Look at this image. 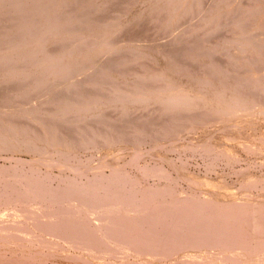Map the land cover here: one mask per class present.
<instances>
[{
	"label": "bare ground",
	"instance_id": "1",
	"mask_svg": "<svg viewBox=\"0 0 264 264\" xmlns=\"http://www.w3.org/2000/svg\"><path fill=\"white\" fill-rule=\"evenodd\" d=\"M95 1L0 0V152L40 153L0 168V264H49L28 253L38 248L56 256L65 249L72 258L85 253L97 262L91 264H122L109 260L121 253L137 258L125 264H264V204L235 210L230 201L215 217L209 214L213 205L175 196L176 179L142 191L143 176H167L162 166H141L143 149L128 161L138 176L126 172V160L110 165L108 153L98 162L70 165L83 148L137 144L144 127L149 139L209 124L229 132L253 128L255 117L244 108L264 96V0L209 6L205 0H165L148 8L154 13L148 19L160 22L156 31L169 28L165 43L149 33L150 26L142 39L130 38L142 21V15L135 25L126 19L131 0L114 9L115 0L103 8ZM103 105L111 109L98 111ZM133 105L149 111L131 117ZM160 115L165 120L159 122ZM197 146L190 155L215 151L209 143ZM206 157L207 171L221 157L233 160L223 147ZM248 180L246 187L256 186L264 177ZM7 213L22 219L8 223ZM216 244L228 253L215 256Z\"/></svg>",
	"mask_w": 264,
	"mask_h": 264
},
{
	"label": "rangeland",
	"instance_id": "2",
	"mask_svg": "<svg viewBox=\"0 0 264 264\" xmlns=\"http://www.w3.org/2000/svg\"><path fill=\"white\" fill-rule=\"evenodd\" d=\"M118 1L115 0L113 2V3L116 2L113 9L116 7L119 8V4H121L122 0L121 1L118 0ZM216 1H218V0H214V1L213 0H205L204 1L205 3L203 2L205 5L204 4L203 5L209 6L210 3L212 4ZM42 2H43V0H42ZM110 2H111V0H96L95 1L97 6H99L101 8H103L104 5H107ZM165 2H166L165 0H131L130 1L131 4L133 3V5L130 7V10L128 9L129 13L127 14L128 17L126 16V19L128 18L127 20H130L129 22L132 25L133 24L135 25V21H133L135 19V17H137L138 15H142V17H141L142 21H139L140 23L138 22L136 24V28L134 29L133 33L130 35V38L134 39L135 35H136V39H142L143 35L140 34L142 32V29L143 28L145 29V27L147 28L150 26L149 28L151 31H149V33L150 34L153 33V36H155L157 38L156 40H158L160 43H165V41L167 42V40H168L167 37H169V39H170V35L168 34V31H167L169 28L165 29L163 32H162V30L156 31L155 30L156 28L154 26L158 25V23L160 24V22L154 21V20L150 21L148 19V17H150L151 15L152 16L154 15V13L149 15L148 8L152 9L155 7H161L165 4ZM110 10H112V9H110ZM110 10L108 9V12H110ZM105 11H106V9H105ZM108 12L107 13L105 12L106 14H103V15H107ZM165 12L166 11H163V13H165ZM111 13H114V11H112ZM166 14H167V12H166ZM147 20H148V22H147ZM152 21L154 22V24ZM38 25H39V23H38ZM153 30H154V32H153ZM165 32H167V33H165ZM142 34H143V32H142ZM132 35H133V37H132ZM151 61L152 60H150L149 63L154 65V63ZM160 62L164 63L166 61L160 59ZM180 78L182 80H184L183 78H186V77L183 76ZM133 79L134 78H132V77L130 78V80L128 79L127 80L128 83L133 82ZM43 91L45 93V90L43 89L42 91H40L39 94L40 95L43 94L42 93ZM57 93H58L57 94L58 96H61L60 90ZM262 97H264V96H262ZM262 97H261V101L263 103L261 101H260L261 103L258 101L259 104H258V102L255 103V105H254V103H250V104H248L247 108H244L248 111H252V113H253L252 115L255 117L254 119L256 122H255V125L253 128H248V129L242 128V130H244V131H242L241 129H239L240 128L239 127V128H235V129H230V132H229L226 129L221 128L222 127L221 125L220 126L215 125L216 127L219 126L216 128L213 124H209V126H211V127H209V129H205L204 127H196V128H193V130L191 128V129H188L187 131H186V129L183 130L184 132L181 131L182 135H181V132L179 133L178 131H176L178 134L176 132H172L171 135H169L168 137H163L161 135H158L157 137H152L149 139V137H147L149 130H147V128L144 127L143 134L145 132L147 134L145 133L144 138H141V140L138 141L137 144L136 143L134 144L132 142H130V143L128 142L125 144L124 143L123 144L120 143L118 145L116 144V145L111 146V147H106V146L105 147L101 146L100 148L97 147L100 150L97 148H93V147L87 148V149L83 148V150L78 149L79 151H76V153L77 154L79 153L78 156L80 158L79 159L80 161L79 160L70 161L71 162L70 165L72 163L73 164L89 163V162L94 163L93 158L96 159V161L98 162L100 160H104L105 159L104 156L107 153H108V156H106V159H108V161L113 160L112 163H110V165L111 164L122 165V164L127 163L128 161L130 162L131 157L134 155L133 154L134 151L143 149L142 152H144V153H142L140 155L141 158L139 157V163L141 164V166L151 165L154 168H156L157 165L162 166L165 169V173L167 174V176L170 179L169 178L167 179V176L165 177L166 179H162V180L159 177H157V178H155V177L146 178L145 176H143L142 177L143 179H139V181L143 182L142 184H140L143 187L142 191L145 190L146 186H148L150 184L156 185L154 183H159V184L162 182L165 183V182H167V180L168 181L170 180V183H171V182H174L172 180L176 179L178 181L174 182V185H175L174 192L175 193H173V194H175V196L183 197L186 200H188V199L189 200L190 199H196L197 200L198 199V201L208 203L209 206L213 205V206H210L212 211H210L209 214L214 215L215 217H217V214L219 213L220 208L222 206H225L226 203H228L230 201L236 204L235 210H239L241 208L244 210H251V209H253V210L258 209L259 210L261 205L264 204V183H263L264 180L262 182H257L256 186H255V184L254 185L250 184L246 187L245 183L247 181H249L248 179H251V177L259 178V179H262L264 177V149H263L264 148V140H263V138H264V122H263L264 121V113L262 112V111H264V106H263L264 100H262L264 98H262ZM32 101L35 102L36 99H34ZM256 104H257V106H256ZM106 107H104V105H103V107L99 108L98 111L107 113L108 110H110L111 108L107 107V109L105 110ZM132 108L133 109L131 110L132 111L131 117H132V114H134L133 117L136 116V118H139L142 115L144 116V114L148 113V111H149V108H147V107H146L147 111L146 110L142 111V113H141V110H135L134 105ZM256 109H257V111H256ZM260 110H261V112H260ZM111 112H112V110H111ZM113 112H114L113 115L114 114L116 115L117 111L115 110ZM139 112H140L141 116L138 117L137 114H139ZM164 118L165 117H163V115L162 116L160 115L158 117V121L161 122V120H165ZM142 122H143V120H142ZM142 122H140V123L142 124ZM257 122H258V124H257ZM123 123L124 124L126 123L125 120H124V122L122 121V125H124ZM143 124H144V122H143ZM143 124H142V126H144ZM208 130H210V131H208ZM229 135L230 136L233 135L234 137L235 136L236 137L228 140L227 137ZM202 143H209L210 147L214 148L213 149V150H215L214 152H216L219 149V147L220 148H222V147L226 148L228 155H230L233 158V160L228 159V157L227 158L221 157L220 160H216L212 169H210V171H207L208 169L205 167V164L207 162H209V160L207 159L206 156H211L214 152L213 151L210 153L206 152L209 155L205 156L204 155L205 151H204V149H202L203 151L200 150V151H198V153L196 152V154H193L194 155L193 156V155H190L191 153L189 150V148L191 149L193 147H196L197 145L198 146L200 144L202 145ZM156 144H159L160 147L159 146L156 147L155 146ZM186 145H189V146L187 148H185ZM192 145H196V146H192ZM246 145L249 146L248 149L246 148ZM125 146H127V148ZM255 146H257L258 149ZM200 147L201 146H199V148ZM215 147H218V148L216 149ZM252 148H254V149H252ZM117 149H118V151H117ZM250 149L253 150L254 152L251 151ZM91 150H93V151H91ZM102 150H104V151H102ZM119 150L121 152H119ZM5 151H7V152H5ZM73 151H75V150H73ZM88 151H89V153H88ZM100 151H101V153H100ZM110 151H111V153H110ZM114 152H116V153H114ZM37 154L39 155L40 153L37 151H32V150L31 151L29 150V152L24 151V152H19V153H18V151H15L14 149H11V148L3 150L0 152V168L3 165H9L10 163H12L13 160L16 159V157L17 158L21 157L20 159L23 162H26V163L30 162V160L33 158V156L37 155ZM115 154H117L118 156ZM129 155H130V157H129ZM109 156L110 157L117 156V158L111 159ZM156 158H158V159H156ZM125 160H126V162H125ZM179 160H182L183 162L181 163V161H179ZM129 162H128V164H126L128 166H124V169L126 168V172H128V173L130 172L131 175H133L132 172H134L137 176L140 175L139 168H137L138 170L133 171V169H135L136 167L133 165L131 166V164L129 165ZM184 162H185V164H184ZM145 163H148V164H145ZM171 163H174V164H171ZM178 164L179 165L182 164V165L179 166ZM177 165L181 168H177L178 167ZM185 165H186V167H185ZM128 168H129V170L127 171ZM130 168H132L131 171H130ZM58 170H59L58 168H55V169L53 168V171L55 173H58ZM109 171H110V167L109 168L107 167V169H105V172L109 173ZM137 171H139V172H137ZM182 171H184V172H182ZM66 172L67 173L69 172L67 174V176H69V177H72L74 175L73 172L70 171L69 169ZM169 173H170V175H169ZM142 174H143V172H142ZM159 179H160V182H158ZM200 179H201V181L204 179H211V180H215L216 182H220V183H219V185H216V184H212V186L206 185V187L207 186L210 187L208 189L205 186H203L202 183H200L201 181H194V180H200ZM201 185H202V187H201ZM214 185H215V188H214ZM129 186H130V184H129ZM214 189H219L218 191H221V192L218 193L217 190L213 191ZM172 192H173V189H172ZM167 194H164L162 199L167 200L169 198V195H167ZM201 195H203V196H201ZM159 199H160V196H159ZM253 204L254 205L257 204V205H259V207L258 206H256L257 208L253 207L254 206ZM2 206L4 207V204L0 203L1 208H3ZM183 208H189V206L186 207V204H184ZM51 209H53V208H51ZM206 211H208V210H206ZM215 211H216V213H215ZM5 216L8 219L7 220L8 223H10L11 221L15 222V219L16 220L22 219V218H20V215L16 216V214H14V213H7V215H5ZM87 218H88V220L90 219L89 217H87ZM191 221L193 224L196 223V219H191ZM42 223L45 225V222L42 221ZM39 228H40V226H39ZM253 236H255V235H253ZM257 239H259V238H257ZM256 243L258 244L257 240H256ZM251 244H254V242L253 243L251 242ZM216 245L219 247V249L216 248V250H214L215 251L214 255L219 257L220 253H218V252L219 251L224 252L225 250L223 249L221 244H216ZM72 252H74V251H72ZM28 253L31 256H33L39 260L45 261L46 263H49V264H52V263L53 264H91L90 261L94 260L89 256H88L89 257L88 258L87 254L84 255L85 253H82L81 255L78 253V255H80L79 258H72L70 256V252H68L65 249L60 250L59 256H56V255L51 254V253L50 254L49 253H42V251H40L39 248H38V250H32L31 249ZM227 253L228 252L225 251V254H227ZM19 254H21V253H19ZM123 256H124V254H122V253L118 254V255H113V256H111V258L109 260L112 259L111 260L112 262H115V261L118 262V260H120V262H122V264H125L126 262H133V261L137 260V258L133 259L134 258L133 256H132V258L130 257L129 259H127L126 257L123 258ZM15 257L19 258L18 254H16ZM114 258H116L117 260ZM94 261L95 262H93V263H97L96 260H94Z\"/></svg>",
	"mask_w": 264,
	"mask_h": 264
}]
</instances>
